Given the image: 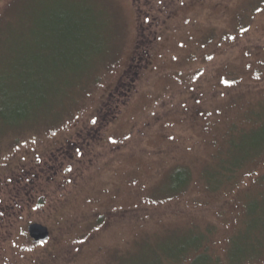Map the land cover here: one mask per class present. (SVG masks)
Wrapping results in <instances>:
<instances>
[{"label":"rangeland","instance_id":"obj_1","mask_svg":"<svg viewBox=\"0 0 264 264\" xmlns=\"http://www.w3.org/2000/svg\"><path fill=\"white\" fill-rule=\"evenodd\" d=\"M262 113L264 0H0V264H229L264 149L218 157Z\"/></svg>","mask_w":264,"mask_h":264},{"label":"trees","instance_id":"obj_2","mask_svg":"<svg viewBox=\"0 0 264 264\" xmlns=\"http://www.w3.org/2000/svg\"><path fill=\"white\" fill-rule=\"evenodd\" d=\"M254 5H252V6H254ZM258 5L260 6L261 4L260 3L256 4V7H254V8L256 9ZM140 38L141 37L139 36V43H140ZM141 44H142V40H141ZM138 47H139V45L137 46V48ZM245 120L247 121L249 128H250V123L252 124V127L250 129H252V128L256 129V133L261 131V133L263 134V139L262 140L256 139L255 142H252L251 144H247V145H245L244 142L241 143V145H236L235 142H232V146L229 147V149H228L227 160L224 157H220V158L218 157L219 161H223L226 163V166H223L221 168V172L219 173V175L220 176L226 175L225 177H227V180L230 178L228 175L230 174V172L233 171V169H237L238 167H240L245 162V160H249V159L259 155L262 152V150L264 149V113L258 114V117H253V116L248 117L246 115ZM249 130L247 129L248 132H249ZM239 133H241V132H239ZM241 135L242 136L240 137V139L242 142V140H244L246 135H244V134H241ZM250 214L255 215L254 213H251V212H250ZM249 227L250 228H247L243 234L237 233V235L235 237L231 238V240L229 241V245H230L229 250H230L231 254H233V255H231L232 260H231V262L229 260V264H244L247 261L250 263L253 259L256 258V257H250V258L244 259L242 257V254L244 251V246H247L250 248H255V250H257V252H256L257 257L262 255L263 250H264V239L261 237V235L264 232V223H263V229H262L261 233L258 235V237H256L259 240V243L254 242L253 241L254 238H252V236H251L252 232H253V230L251 228H253L254 226H249ZM29 243L32 245L35 244L30 239L28 240L27 244H29ZM198 247H194V248H192V250H194V252H195L198 249ZM189 252H192L191 249H189V250L184 249L182 251L181 255H184L183 257H185L189 254ZM212 262H213V264L217 263V262H214L213 260L209 259L206 255H200V256H197L196 258H194L188 264H211ZM172 263L177 264L178 261L172 260V262H169L168 264H172Z\"/></svg>","mask_w":264,"mask_h":264},{"label":"water","instance_id":"obj_3","mask_svg":"<svg viewBox=\"0 0 264 264\" xmlns=\"http://www.w3.org/2000/svg\"><path fill=\"white\" fill-rule=\"evenodd\" d=\"M26 233L27 237L35 244L46 242L50 237L47 227L36 223L29 224L26 227Z\"/></svg>","mask_w":264,"mask_h":264}]
</instances>
